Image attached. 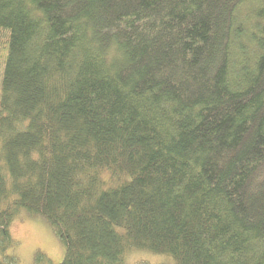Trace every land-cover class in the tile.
Masks as SVG:
<instances>
[{
    "label": "trees",
    "instance_id": "obj_1",
    "mask_svg": "<svg viewBox=\"0 0 264 264\" xmlns=\"http://www.w3.org/2000/svg\"><path fill=\"white\" fill-rule=\"evenodd\" d=\"M0 54V264L22 211L60 264H264V0H0Z\"/></svg>",
    "mask_w": 264,
    "mask_h": 264
},
{
    "label": "rangeland",
    "instance_id": "obj_2",
    "mask_svg": "<svg viewBox=\"0 0 264 264\" xmlns=\"http://www.w3.org/2000/svg\"><path fill=\"white\" fill-rule=\"evenodd\" d=\"M1 57L0 54V78L3 73ZM11 232L18 242L16 253L20 264H36L38 254H41L43 264L62 263L65 246L43 215H30L22 211L14 220ZM125 259L124 264H173L174 262L173 257L158 256L143 250L132 251Z\"/></svg>",
    "mask_w": 264,
    "mask_h": 264
}]
</instances>
